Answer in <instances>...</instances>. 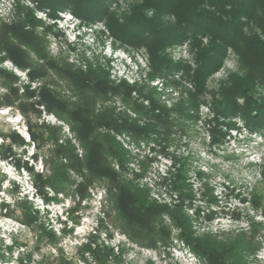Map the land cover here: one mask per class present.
<instances>
[{
    "label": "rangeland",
    "instance_id": "rangeland-1",
    "mask_svg": "<svg viewBox=\"0 0 264 264\" xmlns=\"http://www.w3.org/2000/svg\"><path fill=\"white\" fill-rule=\"evenodd\" d=\"M142 3L143 0H114L110 8L122 18ZM21 8L30 11L31 18L40 23L35 32L46 37L49 56L59 66L79 72L90 67L102 69L113 85L126 83L144 92L153 90L155 99L170 111L172 127H159L148 138L136 139L141 142L138 148L131 147L114 128L103 125L98 128L100 135L113 137L126 153L123 164L117 160L111 163L120 180L146 191L151 202L166 206L179 220L186 221L194 243L200 244L206 239L220 244L237 243L235 255L229 252L225 257L231 261L240 259L241 264H264V134L251 130L241 116L221 118L214 128L218 118L214 99H220L222 90L230 85L232 75L240 72L236 52L228 50L223 65L207 79L200 105L187 111L191 117L183 116L176 109L179 104L189 102L195 91L194 85L183 81L182 74L175 77L177 81L174 83L160 78L151 82V59L145 47L123 45L111 36L104 22L88 23L69 9L52 18L50 10L40 9L34 0H0V26L24 18ZM54 19L60 21L57 23ZM166 21L173 22L174 18L167 17ZM245 32L264 40V33L255 24L250 23ZM203 43L207 45L208 39L205 38ZM165 53L174 63L193 69L197 66L190 41L169 47ZM28 54L34 65L44 64L33 53ZM0 68L16 76L15 87L20 96L24 95L26 87L30 92H36V97L30 101L39 100V92L46 84L54 95L68 104L84 103V96L77 94L69 81L55 70L50 69L46 77L32 81L28 77L29 70L18 69L10 60L3 61ZM9 93L0 85V98L4 99ZM253 94L255 99L264 98V87L257 86ZM138 98L139 95L134 94L132 102L149 108L147 101ZM239 103L243 104V99ZM36 108L40 114L31 107L25 108L27 116L18 103L0 109V147L12 144L4 136L13 132L29 142V121L32 125L60 127V143L71 140L79 158L85 159L86 150L70 126L44 108ZM133 111V106L125 104L118 96L99 100L94 107L97 115L110 112L119 123L129 120L145 127L148 118L135 115ZM122 134L131 137L125 132ZM255 134L257 137L251 136ZM13 148V160H0V253L8 258L0 260V264H26L28 253L34 248L39 229L37 226L29 229L21 222L23 217L18 201L24 197H28L39 210L41 221L49 224L61 237L59 247L72 264H94L88 257V263L79 258V249L91 242L106 244L116 251L122 247L125 264H206L205 259L196 255L183 241L181 229L176 225L178 218L173 215L164 216L160 228L170 232V241L162 238L155 248H142L127 239L107 215L111 205L105 185L90 187L84 201L71 194L59 196L58 202H44L35 194L30 175L16 165L18 161L21 164L28 162L36 172L45 171L44 164L33 159L34 146L26 148L25 153L24 148L14 144ZM73 178L77 184L81 182L76 175ZM175 182L182 190L173 188ZM240 237L244 238V244H248L247 248L238 249ZM15 242L21 247L13 245V253L9 256L7 248ZM57 254L54 248L43 243L33 260L41 264H57Z\"/></svg>",
    "mask_w": 264,
    "mask_h": 264
},
{
    "label": "trees",
    "instance_id": "trees-1",
    "mask_svg": "<svg viewBox=\"0 0 264 264\" xmlns=\"http://www.w3.org/2000/svg\"><path fill=\"white\" fill-rule=\"evenodd\" d=\"M34 1L40 9L50 10L52 18H57L58 13L69 9L88 23L104 22L111 36L121 44L145 47L151 59V82L160 78L174 83L177 81L175 77L182 74L181 79L195 87L189 102L179 104L176 109L183 116L191 117L187 111L200 105L207 79L220 69L228 50L233 49L239 56L240 72L232 75L231 83L222 90L220 99H214V111L218 117L214 128L221 118L241 116L251 130L264 134V98L255 99L253 94L257 86L264 87V40L256 35L248 36L245 32V28L252 23L264 33V0H143L140 6L134 7L122 18L110 8L114 0ZM20 12H24V18L20 17L11 25L3 23L0 26V65L3 61L10 60L18 69L29 70L28 77L32 81L46 77L50 69L55 70L60 77L69 81L77 94L84 96V103L72 106L54 95L46 84L39 92V100L30 101L36 97V92H30L26 87L24 95L20 96L15 87L16 76L0 68V85L10 92L4 99L0 98V109L13 107L18 103L27 116V107H31L36 114H40L36 106L44 108L47 113L70 126L76 139L84 146L86 156L85 159L79 158L71 140L60 143V127L32 125L28 121L29 142L15 132L4 136L12 144L0 147L3 150L0 151V160H13V144L24 148V153L26 148L33 145L36 150L33 159L40 160L45 171L36 172L28 162L21 164L18 161L16 165L19 170L23 169L30 175L35 194L44 202H58L59 196L68 197L71 194L84 201L89 195L90 187L105 185L111 205L107 215L127 239L142 248H155L162 238L170 241V232L160 229L162 219L168 214L175 219L178 217L166 206L151 202L146 191L120 180L111 163L117 160L123 164L126 153L113 137L100 135L98 132V128L103 125L114 128L120 135L125 132L134 140L148 138L159 127H172L170 111L155 99L153 90L144 92L126 83L113 85L102 69L94 70L90 67L85 72H79L59 66L49 56L46 37H40L35 32L40 23L31 18L30 11L21 8ZM167 17H173L174 21L167 22ZM205 38L208 39L207 45L203 43ZM186 41L191 42L195 53V69L174 63L165 53L167 48ZM28 52L33 53L44 64L34 65ZM134 94L147 101L149 108L132 102ZM109 96H118L125 104L132 105L134 114L148 118L149 123L140 127L129 120L119 123L110 112L95 114V104ZM240 99H243V104L239 103ZM74 175L80 178L79 184L73 178ZM173 188L182 190L178 182L173 184ZM18 205L22 211L21 222L29 229L35 226L39 229L34 248L27 255L26 264L42 263H36L33 256L41 251L43 243L50 245L58 253L57 264H72L59 247L61 237L54 228L41 221L40 212L33 202L24 197L18 201ZM176 225L181 229L183 241L196 255L202 256L206 264H241L237 256V261L225 257L229 252L233 254L237 243L220 244L212 239H206L200 244L194 243L188 223L178 218ZM111 235L109 234L110 237ZM242 239L244 238H239V250L248 245ZM13 245L21 247L17 242L13 243L7 248L9 256L13 253ZM124 252L122 247H118L116 251L106 244L91 242L79 249V258L87 263L90 258L94 264H125ZM7 259L0 253L1 261ZM43 260L44 258L41 261Z\"/></svg>",
    "mask_w": 264,
    "mask_h": 264
},
{
    "label": "built area",
    "instance_id": "built-area-1",
    "mask_svg": "<svg viewBox=\"0 0 264 264\" xmlns=\"http://www.w3.org/2000/svg\"><path fill=\"white\" fill-rule=\"evenodd\" d=\"M43 13V12H42ZM60 14V13H59ZM71 20H73V19H71ZM54 21L55 22H59L60 21V19H54ZM251 136H256L257 137V134H255V135H251ZM261 136V135H260ZM119 137H123V138H126L127 139V141H128V143H129V145H131V147H134V148H138V145H139V143H141L140 142V140L138 141V140H134V139H132L131 137H128L127 135H125V134H121ZM130 139H132V140H134V141H131ZM143 144V143H142ZM144 145V144H143ZM153 146H156L155 144H153ZM150 152H151V149H150ZM163 179V178H162Z\"/></svg>",
    "mask_w": 264,
    "mask_h": 264
}]
</instances>
